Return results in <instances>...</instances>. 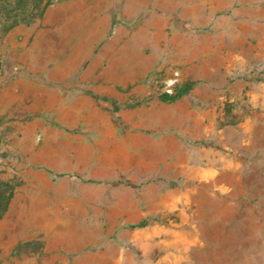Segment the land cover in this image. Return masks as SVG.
Segmentation results:
<instances>
[{
  "label": "rangeland",
  "instance_id": "374dc122",
  "mask_svg": "<svg viewBox=\"0 0 264 264\" xmlns=\"http://www.w3.org/2000/svg\"><path fill=\"white\" fill-rule=\"evenodd\" d=\"M82 1L95 0H0V78L21 74L22 52L39 47L55 29L43 21L48 9ZM137 1L98 0L130 27L124 37L129 52L154 59L155 100L136 108L127 106L141 98L117 101L118 109L101 103L100 114L84 116L92 125L72 128H44V118L54 122L51 116L16 114L5 129L0 120V264H187L179 234L145 235L109 224L123 220H113V210L138 205L134 186L62 178L51 184L62 193L61 225L21 217L20 202L36 175L46 177L48 155L59 153L62 170L84 179L135 184L159 178L141 191L154 198L150 187L200 185L208 171L235 161L249 166L264 151L257 146L264 140V0H200L204 10L189 12L195 17L178 27L174 15L197 3L158 9V0H145L143 7ZM83 17L86 26L90 18ZM189 82L196 86L181 100H159ZM10 192L13 202L19 199L17 209L8 210L7 202L3 210Z\"/></svg>",
  "mask_w": 264,
  "mask_h": 264
},
{
  "label": "crops",
  "instance_id": "0c3cea01",
  "mask_svg": "<svg viewBox=\"0 0 264 264\" xmlns=\"http://www.w3.org/2000/svg\"><path fill=\"white\" fill-rule=\"evenodd\" d=\"M144 2L138 0L137 6L143 7ZM186 3L197 4L183 6ZM181 6L184 13L174 15L177 27L184 24L181 19L195 17L189 12L205 8L204 1L200 0H158L156 4L158 9ZM83 16L90 18L86 26H83ZM43 19L55 29L45 35V42L39 47L22 52L18 60L21 74L0 78L3 129L14 123L16 114L51 116L54 122L44 118V128H52L50 125L72 128L80 122L92 125L91 119L84 116L100 114L101 103H111L113 109H118L117 101L127 98H141L136 101L142 102L141 105L155 100L151 97L155 94L156 77L149 75L155 69L154 59L129 52V43L124 37L130 27L106 12L105 5L98 0L90 4L85 1L59 3L48 9ZM74 34L79 37L70 44L68 38L72 39ZM97 47L100 49L95 55ZM31 52H34L32 56ZM84 61L88 66L84 67ZM150 111L157 112L153 106ZM103 118L108 124V117ZM140 123L152 124L146 120ZM260 143L264 147L261 140L257 143L258 149ZM46 158L59 162L54 165L45 160L49 165L43 168L46 177L36 175L34 188L24 203L20 202L18 212L28 220L43 221L37 225H61L62 193L51 185L57 181L50 178L46 169L77 172L62 170L66 165L62 164L59 153ZM77 162L75 167H79L81 158ZM117 181L120 180L108 182ZM152 184L139 191L138 205L132 211L113 210L117 213L113 220H123L109 224L121 227L146 222L139 229L141 234H179L187 264H212L211 260H219L213 264H264L263 150L260 156L252 158L249 166L237 161L225 164L208 171L200 185L186 182L184 187H150L158 196L146 194L143 198L141 191ZM18 200L13 202L11 196L8 210L17 209Z\"/></svg>",
  "mask_w": 264,
  "mask_h": 264
},
{
  "label": "trees",
  "instance_id": "16d2710c",
  "mask_svg": "<svg viewBox=\"0 0 264 264\" xmlns=\"http://www.w3.org/2000/svg\"><path fill=\"white\" fill-rule=\"evenodd\" d=\"M195 86H196L195 82L186 83L185 85L178 88L175 93H164L159 97V99L164 103H174L176 101L181 100L186 95H188L194 89ZM141 104H142V102H136L134 104H131L129 107H131V108L138 107ZM46 171H47L48 175L50 176V178L54 182H56L62 178H72V179H76V180L83 182V183H92V184H98V185L105 184L108 186H113L115 184H125L128 186H134L135 190H136V196L137 197H139V191L142 188H144L145 186H147L151 183H155V182L160 180L159 178H151V179H148V180L143 181V182L138 183V184H131V183H126V182H122V181L108 182V181H103V180H98V179H84L82 177V175L77 174V173H58V172H54L50 169H46ZM10 197H11V194H9V196L3 201V203H2L3 210H5V208L7 206V202H9ZM145 226H146V222H141L138 224L127 225V226H122V227L130 228V229H141ZM118 232H119V230H117L114 233L113 237H115Z\"/></svg>",
  "mask_w": 264,
  "mask_h": 264
}]
</instances>
